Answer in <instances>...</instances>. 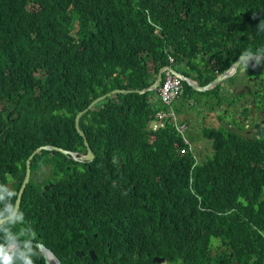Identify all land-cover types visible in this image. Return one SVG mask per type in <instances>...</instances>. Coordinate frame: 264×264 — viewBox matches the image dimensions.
Returning <instances> with one entry per match:
<instances>
[{
	"label": "trees",
	"instance_id": "1",
	"mask_svg": "<svg viewBox=\"0 0 264 264\" xmlns=\"http://www.w3.org/2000/svg\"><path fill=\"white\" fill-rule=\"evenodd\" d=\"M199 45L216 48L221 71L264 50V0H0V184L18 191L41 145L86 152L78 112L150 85L166 48L191 59ZM151 95L119 93L82 114L93 161L37 153L0 242L35 225L61 264H81L73 249L92 245L90 232L104 240V264H264V137L208 128L212 151L194 165L177 130L149 128L164 107ZM3 195L0 217L17 198Z\"/></svg>",
	"mask_w": 264,
	"mask_h": 264
},
{
	"label": "clouds",
	"instance_id": "2",
	"mask_svg": "<svg viewBox=\"0 0 264 264\" xmlns=\"http://www.w3.org/2000/svg\"><path fill=\"white\" fill-rule=\"evenodd\" d=\"M154 25L157 26L156 33L159 34V31L161 30V27L158 24H155V23H154ZM198 49H202V50L201 51H197L196 55L193 56L191 59H189L187 57L186 53L188 54V53H190V51L175 53L174 51H172V46H170V48H166V52H167V55H168V62L159 68V71L162 68H164L163 72H162L163 78H162L159 86L157 88H155L154 90L143 91V90L147 89L148 87L152 86L153 84H155L156 79H157L158 74H159V71L154 74V77H155L154 81L150 85H147L145 88H142V89L116 88V89H131V90H133V91H129V92H119V93H125V94H127V93H141V94L153 93V95H151L150 98H152V100L154 102H161L163 106L168 107V109H166V110H158L155 113L156 117L152 121L156 120L158 122L155 125L156 129H154L151 126V122L152 121L149 123V128H152L153 130H156V131H159L161 129H168L170 132H174V131L177 130L182 135V137L184 139V142L186 143V145L184 147L185 150L181 149L180 153H182V154H184V153H193L194 158H195L194 165L201 159V155H204L206 151H212V149H209L210 145H208L205 141L203 142L202 148L201 149L198 148L197 143L199 141V138H204L203 135L201 134V132L203 131V128L200 127V126L198 128L199 130H197V131L190 130L188 132V137H185L184 133H185L186 129H188L189 125H190V124L186 123V121L189 122V117H188L189 112L187 110H185L183 112L184 119H180L177 116V113L173 109V103H174L175 100H178V99H181V98L188 99V100H193L194 99V97H193L194 89L192 88V86L190 84H188V82L182 77V75L185 76L186 79H190L192 81H196L198 83V85H200V86H207V85H210L213 81H215L226 70V69L223 70V71L219 70L218 59L213 54V51L208 49V47L207 48H203L201 45H199ZM201 52L203 53V55L200 57ZM262 55H264V50H260V54H257V55H253L252 53L246 52V53L243 54L242 63L244 64L245 67H248L250 64L252 66H256V65H258L261 62ZM204 62H209V66L205 65ZM176 64H179V66L182 68V70H179L177 68ZM150 66L151 67L153 66L152 62H150ZM151 71L153 72V69H151ZM168 72L170 74H172L173 77L177 78L176 80L173 79V82L174 83L177 82L179 84V93H178L177 96H175L171 100H167L162 95V88H163V85H164V83L166 81ZM230 81H231V78L230 79H225V80H223L221 82L214 83L212 86H218V85L221 86V87L226 86V88L228 90H231L232 88L230 86ZM212 86L208 90H212L213 89ZM227 86H229V87H227ZM236 86H241L242 87V85H240V84H235L233 87H235L237 89ZM189 87L192 88L191 91H190ZM208 90H206V91H208ZM201 92H204V91H201ZM119 93H115V94H112V95H116V94H119ZM222 96H223V94L219 95V99L220 100H222ZM226 96L227 95H225V97ZM223 102L224 101L219 103V105H221ZM199 104L201 106H207L203 102H199ZM226 106L227 105H224V106L222 105L221 109H226ZM80 119H81V117H80ZM222 119H225V118H223V117L220 118V122L221 123H223ZM228 130H230V129L228 128ZM252 136H254V135H252ZM254 137L262 138L264 136L260 137V136L257 135V136H254ZM86 138H87V136H86ZM87 140H88V138H87ZM85 146H86V144H85ZM86 148H87V146H86ZM78 152L80 154L87 155L88 149L86 150V152H80V151H78ZM93 152H94V150H93ZM94 158H95V153H94ZM94 158L92 160H90V161H93ZM5 190H7L8 195L11 196L12 198L14 196H16V193H15L16 191L14 192V191L10 190L9 188H7L5 185L0 184V201H2L4 199L3 192ZM14 207L15 206L13 204H9V205H7L6 211L11 214V212L13 211ZM2 215H3V213L0 212V216H2ZM21 215H23V213H21ZM34 237H35V233L33 232L31 238H34ZM31 238L29 239V243L26 245L25 248L19 249L16 252L8 251V250L5 249L4 245L9 243V240H8L7 237L5 238L4 241L0 242V264H17V258L23 259V264H34L33 257L38 255V253L34 249L32 243H31ZM25 252H27L28 254L24 255Z\"/></svg>",
	"mask_w": 264,
	"mask_h": 264
},
{
	"label": "flooded vegetation",
	"instance_id": "3",
	"mask_svg": "<svg viewBox=\"0 0 264 264\" xmlns=\"http://www.w3.org/2000/svg\"><path fill=\"white\" fill-rule=\"evenodd\" d=\"M208 49L213 51L216 48L208 45ZM248 53L256 54L260 52L249 51ZM242 78L243 75L231 78L230 86L233 90H228L226 86H212V90L217 94H223L222 101L227 102L226 109H221L222 105H219L214 108V113L216 118H220L223 114L229 115L231 121L227 122L226 119H222V122L225 123L230 130L239 133L242 137L246 136L249 138L252 135L261 137L260 132L264 129V107H260L257 104L264 101V59H261V62L256 65L255 72L251 73L250 78ZM235 84L242 85L240 91H237L236 88L233 87ZM225 95L227 96L225 97ZM241 124L243 127L240 126ZM50 185L46 184L44 188ZM102 205H105V203H102ZM99 209L101 210L100 215H97V213L95 215H104V209H102V207ZM41 228L43 229V227ZM33 232L35 233V237L31 238ZM87 235L91 237L92 245H77V247L73 249L74 254L80 258L81 264H104L107 258L105 256L100 257L98 253H96L101 251L100 247L104 244V240H98L95 232H90ZM79 236H81V234H79ZM30 238L32 241L44 243L48 247V242L44 240V236L38 229V226L33 225L32 230L29 231V234L24 239L29 240ZM48 241L56 246H60L64 243L63 239L61 240L58 236H50ZM92 251L95 254V258H92ZM78 252H82V256H79ZM68 258H71V256H68ZM109 262L111 264H116L114 257H110Z\"/></svg>",
	"mask_w": 264,
	"mask_h": 264
},
{
	"label": "water",
	"instance_id": "4",
	"mask_svg": "<svg viewBox=\"0 0 264 264\" xmlns=\"http://www.w3.org/2000/svg\"><path fill=\"white\" fill-rule=\"evenodd\" d=\"M257 54H260V53H256V54H253V55H257ZM242 59H243V54L238 58V60H236L228 69H226L222 75H220L215 81H213L210 85H207V86H200L198 85V83L196 81H192L190 79H186L185 76L182 75V77L188 82V84H190L192 86V88L196 91H206L208 90L209 88H211V86L216 83V82H221L225 79H230V78H233L235 75H236V72L238 70V68L240 67V65H244L242 63ZM261 59H264V55H262ZM163 69L162 68L160 71H159V74H158V77L156 79V82L155 84H153L152 86L148 87L147 89L143 90V91H146V90H154L155 88H157L163 78V75H162V72H163ZM245 69V68H243ZM229 87V86H227ZM237 87V91H239L241 89V86H236ZM129 91H133L131 89H114L106 94H102L100 96H98L97 98H95L87 108H85L84 110L80 111L77 113L76 115V128L77 130L79 131V133L84 137V141H85V144L87 146V149H88V152H87V155H84V154H80L78 151H73V150H68V149H65L63 147H59V146H56V145H52V144H47V145H41L39 147H37L29 156V158L27 159L26 161V174H25V178L22 182V185L20 187V189L18 191H16V195H17V198H16V201H15V207L13 209V211L11 212V214L7 215V216H4V217H0V225L2 223H4L5 221H8L12 218H14L17 213L19 212L20 210V207H21V202H22V197H23V194L25 192V189L27 187V184L28 182L30 181V178H31V174H32V171H31V161L32 159L34 158V156L37 154V153H41L43 150H51V151H60L64 154H67V155H70L71 157H74L75 159L77 160H84V161H90L94 158V152H93V149L91 148L87 138H86V134L84 132V130L81 128L80 126V117L82 116V114L84 112H86L88 109L92 108L96 103L106 99L107 97H110L112 94H115V93H119V92H129ZM156 123H158L156 120L155 121H152L151 122V126L156 129ZM261 136H264V129H262V132H260ZM29 243V240L28 239H20V240H11L9 241V243L5 244L4 247L6 250L8 251H13L15 252L16 250L22 248V247H26V245ZM31 243L33 246L37 247L39 249V251L41 252V254L43 255L44 257V260H45V263L46 264H61V259L56 255V253L48 248L44 243H41V242H35V241H32L31 240ZM79 256H82V252H78ZM92 258H95V254L94 252L92 251ZM154 260L157 261V262H164L165 261V257H160V256H156L154 257Z\"/></svg>",
	"mask_w": 264,
	"mask_h": 264
},
{
	"label": "rangeland",
	"instance_id": "5",
	"mask_svg": "<svg viewBox=\"0 0 264 264\" xmlns=\"http://www.w3.org/2000/svg\"><path fill=\"white\" fill-rule=\"evenodd\" d=\"M199 51L202 49H198ZM203 55V53L201 52L200 57ZM199 57V58H200ZM205 65L209 66V62H204ZM177 68L179 70H182V68L179 66V64H176ZM245 68V69H243ZM255 68L256 66H252L251 64L248 67H245L244 65H241L235 76H240L243 75V78H250L251 73L255 72ZM242 78V79H243ZM214 90H208V91H193V100H188V99H178L175 100L173 103V109L174 111L177 113V116L180 119H184V114L183 112L185 110H187L189 112L188 117H189V122L186 121L187 124H190L188 129H186L184 135L185 137H188V132L190 130L192 131H197L199 130V126L203 128V131L201 132V134L203 135V137L205 138H199V141L197 143L198 148H202L203 142L206 140L207 142H210V140L205 136V132L208 128H212L214 130L220 131L221 129L224 130H228V128L226 127L225 123H221L220 122V118L223 117L226 119L227 122L231 121V118L229 115L227 114H223L220 118H216V115L214 113V107H218L219 106V97ZM113 96V95H112ZM199 102H203L205 103L207 106H201L199 104ZM222 102V101H221ZM221 105H227V102L224 101ZM260 107H264V101L261 103L257 104ZM102 107L104 106L103 104L101 105ZM168 109V107H160L158 110H166ZM241 127L242 124L240 125ZM200 132V131H199ZM209 149H212L211 146L209 147ZM43 174L44 173V169L42 170ZM221 243L220 241L215 242V244H213V253H217V251L219 250V247L217 246V244Z\"/></svg>",
	"mask_w": 264,
	"mask_h": 264
},
{
	"label": "built area",
	"instance_id": "6",
	"mask_svg": "<svg viewBox=\"0 0 264 264\" xmlns=\"http://www.w3.org/2000/svg\"><path fill=\"white\" fill-rule=\"evenodd\" d=\"M173 79L176 80V77H173L169 72L167 73L166 81L162 88V95L167 99L171 100L179 93V84L177 82H173Z\"/></svg>",
	"mask_w": 264,
	"mask_h": 264
}]
</instances>
